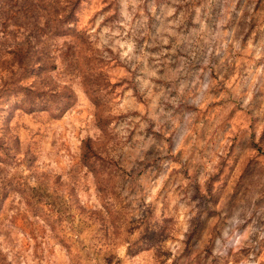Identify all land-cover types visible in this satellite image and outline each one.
Listing matches in <instances>:
<instances>
[{
  "label": "rangeland",
  "instance_id": "374dc122",
  "mask_svg": "<svg viewBox=\"0 0 264 264\" xmlns=\"http://www.w3.org/2000/svg\"><path fill=\"white\" fill-rule=\"evenodd\" d=\"M0 254L264 264V0H0Z\"/></svg>",
  "mask_w": 264,
  "mask_h": 264
},
{
  "label": "trees",
  "instance_id": "16d2710c",
  "mask_svg": "<svg viewBox=\"0 0 264 264\" xmlns=\"http://www.w3.org/2000/svg\"><path fill=\"white\" fill-rule=\"evenodd\" d=\"M28 48L29 45L28 43H25L19 47H17L14 51H13V61H15L17 68L20 71V75L21 77H23L26 72H25V60L26 58H28ZM25 97L27 99V104H31L32 103V99L33 97L35 98H39L40 97V93L38 92H27L25 93ZM67 99V97H66ZM33 109H31L30 107L26 108V111L31 112ZM88 145L86 144V150L83 153V160L86 161V156H87V151H88ZM0 264H9V262L5 261L4 256L0 254Z\"/></svg>",
  "mask_w": 264,
  "mask_h": 264
}]
</instances>
